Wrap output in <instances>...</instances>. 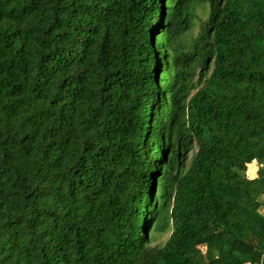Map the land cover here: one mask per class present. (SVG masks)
Listing matches in <instances>:
<instances>
[{"label": "trees", "instance_id": "obj_1", "mask_svg": "<svg viewBox=\"0 0 264 264\" xmlns=\"http://www.w3.org/2000/svg\"><path fill=\"white\" fill-rule=\"evenodd\" d=\"M0 264H264V0H0Z\"/></svg>", "mask_w": 264, "mask_h": 264}, {"label": "rangeland", "instance_id": "obj_2", "mask_svg": "<svg viewBox=\"0 0 264 264\" xmlns=\"http://www.w3.org/2000/svg\"><path fill=\"white\" fill-rule=\"evenodd\" d=\"M198 14H199V16H200L201 18H204L205 13H204L203 7H201V9H200V11L198 12ZM193 30H194V31H193L194 34H196L197 31H198V27H197V25H196V27L193 28ZM253 166H254V168H255V171H254L253 174L250 173V168H249L248 166H247V169H246V176H247L249 179H252V178H255V177H256V171H257L258 166H256L255 163H253Z\"/></svg>", "mask_w": 264, "mask_h": 264}]
</instances>
